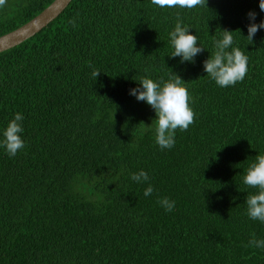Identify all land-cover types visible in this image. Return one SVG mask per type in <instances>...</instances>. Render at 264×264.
Masks as SVG:
<instances>
[{"label": "trees", "instance_id": "16d2710c", "mask_svg": "<svg viewBox=\"0 0 264 264\" xmlns=\"http://www.w3.org/2000/svg\"><path fill=\"white\" fill-rule=\"evenodd\" d=\"M52 2L7 0L0 36ZM177 14L205 48L194 62L169 57ZM261 21L259 0L191 10L72 0L0 52V132L19 112L25 142L14 157L0 147V264H264V248L246 246L253 234L264 240V223L246 215L256 189L242 182L264 154V29L247 39ZM223 30L248 57L243 81L226 88L203 67ZM175 74L195 122L161 150L154 109L130 90ZM141 170L149 180L137 183L131 174ZM165 197L171 212L158 203Z\"/></svg>", "mask_w": 264, "mask_h": 264}, {"label": "clouds", "instance_id": "9594fccd", "mask_svg": "<svg viewBox=\"0 0 264 264\" xmlns=\"http://www.w3.org/2000/svg\"><path fill=\"white\" fill-rule=\"evenodd\" d=\"M159 8L194 9L207 7V0H151ZM7 0H0V9L6 7ZM259 9L264 12V0H259ZM250 20L255 21V13L249 12ZM77 27L75 19L69 21ZM189 27L184 26L177 14L174 30L169 33L170 45L173 48L170 58L180 57L181 62H194V57L205 50L198 44V37L190 34ZM259 29H264V21L259 24L250 23L247 39L253 43V38ZM239 32L240 30L237 29ZM232 31L223 30L222 38L214 40V52L203 61L204 71L215 83L222 88L234 86L243 81L248 71V57L238 47H232L234 37ZM91 67V65H90ZM147 72L148 69H145ZM101 72L93 70L92 76L96 80ZM183 80L174 75L166 82H156L148 77L138 81V87L130 90V95L138 101H144L155 111L154 125L155 142L161 150L171 149L175 145L176 130L186 131L195 122V112L191 107V96L184 86ZM24 117L17 112L7 126L0 132V147H3L10 157L25 147L21 137L24 131L22 121ZM131 179L137 183L149 180L148 174L141 170L131 174ZM242 182L251 189H256L254 194L247 195L246 215L252 220L264 223V154H258L253 163L246 169ZM154 188L149 186L144 190V196H151ZM158 203L168 212L175 207V202L167 197L158 200ZM248 247L264 248V240H257L253 234Z\"/></svg>", "mask_w": 264, "mask_h": 264}, {"label": "water", "instance_id": "95a60500", "mask_svg": "<svg viewBox=\"0 0 264 264\" xmlns=\"http://www.w3.org/2000/svg\"><path fill=\"white\" fill-rule=\"evenodd\" d=\"M72 0H53L46 8L32 19L0 36V52L15 47L34 36L57 18Z\"/></svg>", "mask_w": 264, "mask_h": 264}]
</instances>
